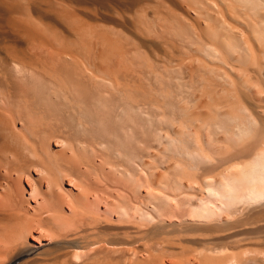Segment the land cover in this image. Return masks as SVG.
<instances>
[{
	"label": "bare ground",
	"instance_id": "1",
	"mask_svg": "<svg viewBox=\"0 0 264 264\" xmlns=\"http://www.w3.org/2000/svg\"><path fill=\"white\" fill-rule=\"evenodd\" d=\"M0 264H264V0H0Z\"/></svg>",
	"mask_w": 264,
	"mask_h": 264
},
{
	"label": "rangeland",
	"instance_id": "2",
	"mask_svg": "<svg viewBox=\"0 0 264 264\" xmlns=\"http://www.w3.org/2000/svg\"><path fill=\"white\" fill-rule=\"evenodd\" d=\"M89 209H90L91 211L93 210L94 212L100 210L96 205H92V206L90 205V206H89ZM98 209H99V210H98ZM93 211H92V212H93Z\"/></svg>",
	"mask_w": 264,
	"mask_h": 264
}]
</instances>
